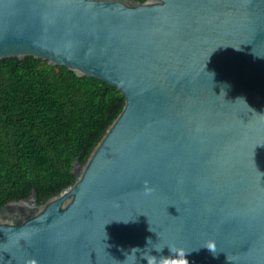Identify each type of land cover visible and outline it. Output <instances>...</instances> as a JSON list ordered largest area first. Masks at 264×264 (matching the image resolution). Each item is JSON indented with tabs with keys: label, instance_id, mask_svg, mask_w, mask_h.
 I'll return each instance as SVG.
<instances>
[{
	"label": "water",
	"instance_id": "water-1",
	"mask_svg": "<svg viewBox=\"0 0 264 264\" xmlns=\"http://www.w3.org/2000/svg\"><path fill=\"white\" fill-rule=\"evenodd\" d=\"M25 56L124 104L71 185L0 206V264H133L148 238L264 264V0H0V58Z\"/></svg>",
	"mask_w": 264,
	"mask_h": 264
},
{
	"label": "trees",
	"instance_id": "trees-1",
	"mask_svg": "<svg viewBox=\"0 0 264 264\" xmlns=\"http://www.w3.org/2000/svg\"><path fill=\"white\" fill-rule=\"evenodd\" d=\"M123 104L102 79L33 56L0 58V206L32 189L45 201L71 185L73 163L86 160Z\"/></svg>",
	"mask_w": 264,
	"mask_h": 264
},
{
	"label": "clouds",
	"instance_id": "clouds-1",
	"mask_svg": "<svg viewBox=\"0 0 264 264\" xmlns=\"http://www.w3.org/2000/svg\"><path fill=\"white\" fill-rule=\"evenodd\" d=\"M143 188L145 195L152 194V188L147 182L144 183ZM167 246L169 248V254L164 255L163 249L165 245L160 247L153 246V241L150 238H148L145 248L143 249L133 248L131 250L130 254L133 257V264H135V257L137 252L140 253L142 259L146 260L147 264H189V260L187 259V254L191 250H193V248L189 249L183 245H167ZM200 247L207 248L214 255L217 252V243L213 238H209L205 240ZM153 250H155L157 255L153 254ZM125 260H127V256ZM26 264H37V261L35 259H31L26 261Z\"/></svg>",
	"mask_w": 264,
	"mask_h": 264
}]
</instances>
